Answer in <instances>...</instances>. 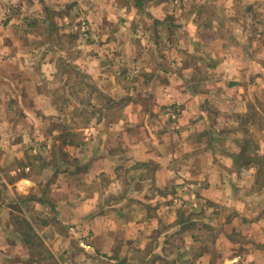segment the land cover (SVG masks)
I'll use <instances>...</instances> for the list:
<instances>
[{"label":"rangeland","instance_id":"rangeland-1","mask_svg":"<svg viewBox=\"0 0 264 264\" xmlns=\"http://www.w3.org/2000/svg\"><path fill=\"white\" fill-rule=\"evenodd\" d=\"M42 1V10L18 8L36 27L25 38L37 45L31 60L0 69L25 91L20 116L0 117L15 122L6 136L0 130V204L11 202L9 188L21 202L12 213L0 210V245L9 220L39 237L27 216L50 225L38 228L48 238H87L91 226L99 233L92 242L134 264H223L222 229L243 248L263 238L264 0ZM150 130L156 143L132 141ZM165 153L167 170L158 166ZM199 165L230 181L229 194L241 186L239 222L258 227L233 230L234 197L230 206L204 200L199 188L208 178H190ZM22 177L29 178L17 182ZM157 208L162 217L139 233Z\"/></svg>","mask_w":264,"mask_h":264},{"label":"crops","instance_id":"crops-1","mask_svg":"<svg viewBox=\"0 0 264 264\" xmlns=\"http://www.w3.org/2000/svg\"><path fill=\"white\" fill-rule=\"evenodd\" d=\"M27 2L28 0H0V69H7L6 67L9 66L14 67V69L21 67L23 65L22 61L27 60V62H29L31 60V53L35 50L34 47L37 46L34 44L33 47V45H31V42L29 41V39L32 40V37L34 35H37L35 25L33 23L30 24V22H28V20H30L28 16H26L25 18L22 17L24 16V14H20L18 10L20 6L24 7ZM28 3H30V6L40 8L41 10L44 6V2L42 0H40L39 6L37 4L34 5L33 0ZM23 12L25 13V11ZM46 19L47 18H45V21ZM261 22L262 20L260 21V23ZM27 37H29L28 40L25 39ZM24 39L25 41L23 42ZM25 52H27L28 54L24 55ZM22 55H24L25 57L21 58ZM7 77L15 78L16 75L3 73V71L0 72V106H2V108L0 107V117L12 115V112H14V114L17 116H20L19 113H21V111L19 109V104L17 103H22V100H25V91L23 88H21L20 83L22 81H20V79H9ZM25 80L28 81L29 79ZM6 98H8V100H11V103L13 104V110L5 108V103L2 104L4 101H6ZM15 102L18 106L15 104ZM133 106H136V103L132 102V104L127 106L126 109L128 110V112H131L133 110ZM4 123H2L0 118V130H2L3 128V131L1 132L2 136L7 135L5 134V132L15 129L13 126L15 122L8 124ZM193 127L195 129V126ZM146 131L147 129L145 128L143 133L146 134ZM132 133V130L126 129L123 135L125 138L124 140L128 138L129 141V137L132 135ZM165 135L166 134H164V137H166ZM146 137L142 140L132 141L145 145L154 142L156 136L150 130L148 131ZM165 141L166 147L169 146L170 142H168L166 138ZM156 142L157 141H155L154 143ZM128 145L133 147L130 141ZM165 154V157H161V159L158 160V166L164 168V170H167L170 168V159L172 158V156L170 155V153ZM233 156L235 157V153H233ZM199 168L200 170H196V168H194V173L193 175L190 174V178L199 181L201 178H208L206 184L204 183L199 188V192L204 196L205 201L210 200L216 203L220 202V199H225L227 200V203H229V200L231 201L233 200V197L235 198L236 203L234 207L231 206L236 210V219H233L234 222L232 225L233 230L237 233L243 232L242 234H246L245 231L258 227V222H251L246 227L242 226V223L239 222V220L241 219L239 214L241 212H244L243 214H245L246 212L244 206H242V204L246 200V197L240 196L237 193L241 186L234 185L235 194H229V192L224 191V189L227 190L230 181H226L222 177L213 174L216 169H213L209 173H205L206 169L202 165H199ZM217 172L218 174L221 173L223 176H226V174L231 176V173H226L221 168L220 171L218 170ZM157 174L158 173L156 170L155 175ZM28 178L29 177H22L17 182L27 181ZM168 183L169 179L165 181L166 185ZM193 183L195 182L193 181ZM8 186H10V184L8 185L7 183V187ZM9 189L10 191L12 190L11 193L13 195V198L8 204H0V210L12 213V211L16 209V206H18V204L20 205L21 202H19V200L16 198V192L14 191V189ZM16 191L20 196H26L28 190L16 189ZM35 199L36 198H33L31 200ZM39 201L42 202V200L39 198L38 201H35V204L40 205ZM228 205L230 206V203ZM250 207L252 213L255 212L257 209L261 210L255 205H252ZM156 213L158 215L156 219H149V217H146L141 220V224H139V233H141V231L146 227L147 222L149 220L158 221L159 218L162 217V215H160L161 211L159 208L156 209ZM27 218L31 223L32 227L35 228V232L39 234V237L25 236L21 233L20 227H18V225V228L16 229L13 222H11L10 220L7 221V224L5 225L6 229H9L10 227L12 230H8L7 232L8 239L6 243L0 245V264H134L131 262L130 257L125 258L124 256L119 255L115 248H102V246H98V243L92 242V240L97 237V234L99 233L91 226H88L89 235L87 238L81 237L78 239L74 236L64 237L62 235H57L53 238H48L44 233H42L41 230H38V228H49V224L41 226L40 224H38V221L32 219L31 216H27ZM73 226L79 227L77 223ZM112 226H114L113 223ZM176 226L179 227L177 224ZM190 235L191 237H195L196 234ZM114 236L118 237L119 235L115 234ZM216 236L217 244L225 245L223 248L220 247L219 250L221 252V259L225 261V263L223 262V264H264V237L261 239H258L257 235L251 237L252 241L249 244L250 246L243 248L242 243L239 240H231L229 235L223 229L219 234H216ZM89 238L90 240H88ZM119 238L122 237L119 236ZM136 238L137 242L140 241V245L138 247L143 248V246H141V241L143 238ZM196 238H199L198 235H196ZM36 239L40 240L44 244V251L35 250L34 244L36 243ZM74 247L75 253H73ZM208 253H204V256H202L201 258L204 260L210 259L211 257L208 255Z\"/></svg>","mask_w":264,"mask_h":264}]
</instances>
